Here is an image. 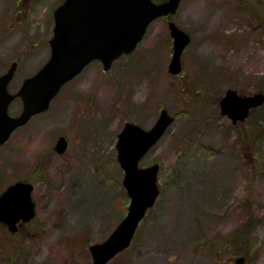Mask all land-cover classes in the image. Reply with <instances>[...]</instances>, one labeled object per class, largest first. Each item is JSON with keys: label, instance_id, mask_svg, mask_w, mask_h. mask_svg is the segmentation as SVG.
<instances>
[{"label": "rangeland", "instance_id": "rangeland-1", "mask_svg": "<svg viewBox=\"0 0 264 264\" xmlns=\"http://www.w3.org/2000/svg\"><path fill=\"white\" fill-rule=\"evenodd\" d=\"M57 2L29 3L24 14L21 2L0 0V74L18 62L11 91L48 60ZM169 21L192 38L179 74L169 71ZM229 88L264 93V0H183L110 70L89 64L0 146V193L28 180L37 204L18 232L0 223V264H91L89 246L130 201L118 134L127 121L151 128L164 108L174 120L140 163L160 165V194L108 264H234L239 255L264 264V105L233 123L220 110ZM22 107L16 99L9 112ZM60 136L64 153L54 148Z\"/></svg>", "mask_w": 264, "mask_h": 264}, {"label": "water", "instance_id": "water-1", "mask_svg": "<svg viewBox=\"0 0 264 264\" xmlns=\"http://www.w3.org/2000/svg\"><path fill=\"white\" fill-rule=\"evenodd\" d=\"M181 0H65L55 10L54 36L50 40L49 60L32 76L27 77L15 94L8 90L17 68L13 62L0 75V145L12 132L25 125L33 115L47 110L61 87L94 59L102 61L108 70L114 60L132 53L146 34L149 25L161 16L175 14ZM173 38V56L169 71H182V56L190 44L191 35L176 22L169 21ZM20 96L24 102L19 115L8 111L11 101ZM264 103V93L243 95L229 88L220 100L223 115L235 123L248 117L252 108ZM174 117L164 108L155 124L147 129L127 121L118 135V160L124 169L123 186L130 198L126 216L102 242L90 245L91 264H107L119 252L128 248L135 232L147 213L154 206L160 188L158 163L140 166L144 155L164 134ZM68 146L65 136L59 137L55 149L63 153ZM33 184L17 181L0 194V222L15 231L21 220L27 222L36 213L32 198ZM246 257L239 256L235 264H245Z\"/></svg>", "mask_w": 264, "mask_h": 264}, {"label": "flooded vegetation", "instance_id": "flooded-vegetation-1", "mask_svg": "<svg viewBox=\"0 0 264 264\" xmlns=\"http://www.w3.org/2000/svg\"><path fill=\"white\" fill-rule=\"evenodd\" d=\"M17 1V3L18 2H21V5L22 6H24V14H26V13H28L29 12V3H33V2H37L38 3V0H16ZM47 1V0H46ZM65 0H60V2L58 3V4H56L55 6H54V8L52 9V10H50L52 13H51V17H52V23H51V26H50V31L52 32V36H49V39H48V42H47V45H49L50 46V49H51V43H50V40H51V38L53 37V34H54V27H55V15H54V13H55V10L57 9V7H59L63 2H64ZM156 1H159V2H161V1H165V0H156ZM183 2V0L181 1V3ZM45 2H43V1H40L38 4H44ZM23 14V15H24ZM3 22L5 23L6 21L5 20H3ZM7 24H4V28H5V26H6ZM11 29H12V27H11ZM0 32H2V30L0 29ZM0 37H1V34H0ZM33 50H37V47L36 46H34L33 48H32ZM94 61H97V62H99L102 66H103V64H102V62L100 61V60H94ZM94 61H92V62H94ZM14 62V61H13ZM91 62V63H92ZM90 63V64H91ZM89 65V64H88ZM87 65V66H88ZM85 70V69H84ZM80 75V74H79ZM78 76V75H77ZM76 76V77H77ZM75 78V77H74ZM73 78V79H74ZM72 79V80H73ZM71 80V81H72ZM13 81V79L10 81V83H9V85H8V89H9V91L11 92V93H16L17 91H11V89H10V86H11V82ZM16 99H19V100H21V98L20 97H17V98H15L14 100H16ZM22 101V100H21ZM9 185H7L6 187H8ZM35 219V218H34ZM33 220V219H32ZM31 220V221H32ZM31 221H29V222H31ZM29 222H27V223H29ZM27 223H19V229L16 231V232H18L21 228H23ZM3 224V223H2ZM5 225V227L6 228H8V226L6 225V224H4Z\"/></svg>", "mask_w": 264, "mask_h": 264}]
</instances>
